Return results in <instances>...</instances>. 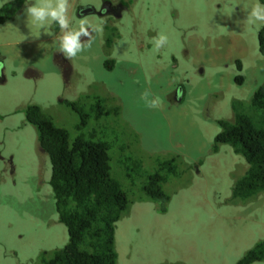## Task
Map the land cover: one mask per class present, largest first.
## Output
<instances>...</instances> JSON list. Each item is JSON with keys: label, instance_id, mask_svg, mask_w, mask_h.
I'll list each match as a JSON object with an SVG mask.
<instances>
[{"label": "rangeland", "instance_id": "rangeland-1", "mask_svg": "<svg viewBox=\"0 0 264 264\" xmlns=\"http://www.w3.org/2000/svg\"><path fill=\"white\" fill-rule=\"evenodd\" d=\"M9 1L0 0V7ZM102 1L68 0L70 28L80 21L92 26L91 47L72 59L58 50L59 25L28 26L26 5L0 24V264H42L43 252L68 243L49 183L52 165L23 108L39 104L73 138L80 135L79 116L62 101L86 92L112 109L101 120L108 137L139 158L174 152L188 172L171 186L165 213L154 201L132 198L117 223L118 264H236L264 240V192L254 201H232L249 164L229 145L211 148L220 130L216 119L232 118L233 103L249 100L264 83L261 22L247 23L256 0H130L122 19L80 16ZM161 34L168 43L157 52L152 41ZM144 92L159 97L160 107H146ZM237 107L245 110L243 102ZM98 123L92 117L85 133ZM45 179L49 193L38 192Z\"/></svg>", "mask_w": 264, "mask_h": 264}, {"label": "trees", "instance_id": "trees-1", "mask_svg": "<svg viewBox=\"0 0 264 264\" xmlns=\"http://www.w3.org/2000/svg\"><path fill=\"white\" fill-rule=\"evenodd\" d=\"M24 5L25 0L5 3L0 7V24L16 17ZM115 37L111 34L107 38L108 45H113ZM258 41L260 54L264 55V27L259 31ZM114 61L111 59L110 63ZM110 63H106L108 68L112 66ZM62 102L79 116L80 135L76 137L72 138L69 130L59 126L39 104L30 103L23 108L26 121L36 128L40 147L50 159L49 183L59 220L69 234L64 247L43 252L41 263L118 264L117 223L129 213L132 198L154 201L159 212H167L175 192L171 186L186 171L185 162L174 152L139 158L126 143L119 145L121 141L117 137H108L101 127L107 121L101 120L113 112L100 95L86 92L75 100ZM241 102L245 107L242 111L237 107ZM233 107L237 109L232 118L216 119L220 130L214 136L211 150L218 152L221 145H229L236 154L245 157L249 168L235 181L232 201H254L264 192V83L249 100L235 101ZM92 117L99 123L85 133ZM151 162L154 168L150 167ZM46 183L47 179L42 181L38 192L45 188L49 193ZM261 261H264V240L249 249L236 264Z\"/></svg>", "mask_w": 264, "mask_h": 264}, {"label": "clouds", "instance_id": "clouds-1", "mask_svg": "<svg viewBox=\"0 0 264 264\" xmlns=\"http://www.w3.org/2000/svg\"><path fill=\"white\" fill-rule=\"evenodd\" d=\"M26 7L24 12L27 17L28 26H34L36 29L44 27L45 22L49 25L55 22L59 25L61 35L59 39V49L64 52V55L72 59L76 57L78 53L82 52L85 48H90L92 43L91 33L89 28L91 25H87L86 21H80L78 29H71L70 22L67 16L68 0H34L29 2L25 0ZM19 19V17H17ZM257 24V28L264 27V2L256 0L255 4L251 7V11L247 13V23L249 25ZM93 31H101L100 28H93ZM47 34H51L49 28H45ZM81 36H88L89 40L85 43L80 40ZM154 51H159L165 44L168 43V37L166 35H159L154 39ZM2 72L0 73V76ZM177 94L181 93L177 90ZM141 100L148 108L157 109L161 105L159 97H153L150 93L144 92L141 94Z\"/></svg>", "mask_w": 264, "mask_h": 264}, {"label": "flooded vegetation", "instance_id": "flooded-vegetation-1", "mask_svg": "<svg viewBox=\"0 0 264 264\" xmlns=\"http://www.w3.org/2000/svg\"><path fill=\"white\" fill-rule=\"evenodd\" d=\"M129 3L130 0H103L97 8L89 6L93 7V10H91L90 13H82L83 9H80V16L86 17L87 15H96L99 18H108L110 21H114V19L116 18L122 19L124 13L130 9V7L128 6ZM48 44L49 46L51 45L50 42H48ZM51 49L53 50L52 47Z\"/></svg>", "mask_w": 264, "mask_h": 264}, {"label": "water", "instance_id": "water-1", "mask_svg": "<svg viewBox=\"0 0 264 264\" xmlns=\"http://www.w3.org/2000/svg\"><path fill=\"white\" fill-rule=\"evenodd\" d=\"M91 10H93V7H90V8L88 7V8L83 9L82 13L87 14V13H90Z\"/></svg>", "mask_w": 264, "mask_h": 264}]
</instances>
